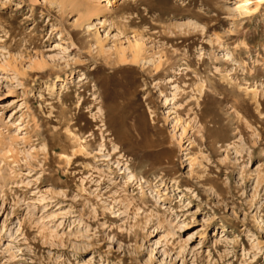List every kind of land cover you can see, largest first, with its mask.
Masks as SVG:
<instances>
[{
    "label": "rangeland",
    "instance_id": "1",
    "mask_svg": "<svg viewBox=\"0 0 264 264\" xmlns=\"http://www.w3.org/2000/svg\"><path fill=\"white\" fill-rule=\"evenodd\" d=\"M241 1L0 0V264H264Z\"/></svg>",
    "mask_w": 264,
    "mask_h": 264
},
{
    "label": "bare ground",
    "instance_id": "2",
    "mask_svg": "<svg viewBox=\"0 0 264 264\" xmlns=\"http://www.w3.org/2000/svg\"><path fill=\"white\" fill-rule=\"evenodd\" d=\"M104 1H108L107 2L108 5L113 3L112 0H103V2ZM60 2H63V4H65V5L71 6L73 4L72 2H74V0H60ZM241 2H242L241 3L242 6L240 7V10H245V13H244L245 15H249L251 13H254L257 10V8L252 9L251 7L248 6V3L250 2V0H242ZM133 54H134V56H133L134 60L133 61L134 62H138L139 61L138 59H139V57L142 54V46L140 44L137 43V44L134 45ZM66 87H67V82L63 81L60 84L53 83L52 85L49 86V89H50V92L54 93V92L61 91L62 89H65ZM253 96H254V98L257 97V91L253 92ZM183 131H186L185 127L183 128ZM77 137H75V138H77ZM77 140H79V139L77 138ZM81 148L83 149V147H81ZM134 178H135V175L130 177L129 181H131V179H134ZM170 234L173 235V236L175 235L174 233H170Z\"/></svg>",
    "mask_w": 264,
    "mask_h": 264
}]
</instances>
